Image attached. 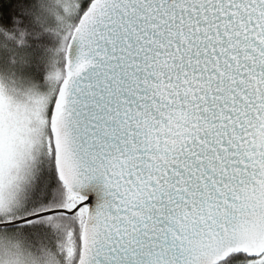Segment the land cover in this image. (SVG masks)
<instances>
[{"label": "snow or ice", "instance_id": "6c2138e0", "mask_svg": "<svg viewBox=\"0 0 264 264\" xmlns=\"http://www.w3.org/2000/svg\"><path fill=\"white\" fill-rule=\"evenodd\" d=\"M0 264H264V0H0Z\"/></svg>", "mask_w": 264, "mask_h": 264}]
</instances>
